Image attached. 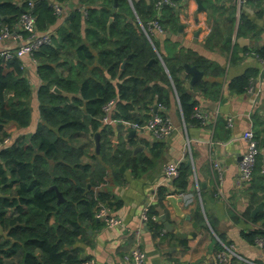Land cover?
<instances>
[{
	"label": "trees",
	"instance_id": "trees-1",
	"mask_svg": "<svg viewBox=\"0 0 264 264\" xmlns=\"http://www.w3.org/2000/svg\"><path fill=\"white\" fill-rule=\"evenodd\" d=\"M68 1L0 0V34L18 28L28 37L20 24L26 12L34 17L38 34H43L57 21L54 5ZM156 2L133 0L131 7L127 0H117L116 5L115 0H77L78 7L66 11L64 24L56 28V37L50 36V44L40 46L31 56H0V264L87 261L76 242L98 225L96 216L101 209L121 205L112 194L100 190L109 172L118 176L114 168L125 166L138 175L152 163L146 155H133V137L127 139V145L120 141L113 149L101 126L103 117L117 123V129L127 135L130 125L144 126L151 118L137 116L136 107L146 111L154 104L169 106L176 92L185 119L193 115L200 122L195 102L183 87L188 62L182 54L174 55V49H169V57L163 54L149 31L154 20L164 33L173 31L176 24L174 7L165 4L158 12ZM26 56L35 63L31 60L40 80L36 93L40 120L31 134L3 144L6 125L27 129L31 124L32 86ZM236 81L246 87L237 91L247 90L246 75ZM52 87L75 95H60ZM111 100L112 110L105 111ZM96 132L102 138L98 155L90 154L85 142L92 143ZM258 148L262 151L264 146ZM86 155L92 163L83 161ZM259 161L260 156L258 165ZM187 176L188 168L180 165L173 179L179 192L187 187ZM259 180L264 183V175ZM53 185L64 197L61 202ZM160 194L166 195L161 189ZM146 213L148 224L161 233L162 226L152 219L153 211ZM253 220L262 221L261 228L251 232L250 241L255 244L264 239V211Z\"/></svg>",
	"mask_w": 264,
	"mask_h": 264
},
{
	"label": "crops",
	"instance_id": "crops-1",
	"mask_svg": "<svg viewBox=\"0 0 264 264\" xmlns=\"http://www.w3.org/2000/svg\"><path fill=\"white\" fill-rule=\"evenodd\" d=\"M127 1L133 7V0ZM167 5L174 7L177 17L173 31L164 33L152 24L149 31L163 54L169 57V49H174V55L182 54L203 72L201 86L191 85L190 75L183 82L203 119L197 118L199 122L190 115L186 120L174 92L172 103L157 109L173 125L163 139L145 128L133 129L134 134L128 128L125 135L114 121L102 123L113 149L120 141L127 145V139L133 137L136 143L132 151L138 144L143 146L133 155H146L152 163L138 175L125 166L122 172L115 170L120 166L114 168L118 176L109 172L100 190L112 194L121 205L101 209L96 216L98 225L88 229L91 232L76 246L82 258L93 264H127L124 255L136 241L146 254V264H264V250L250 241L251 232L259 230L262 222L253 218L264 211L263 204V210L252 214L264 201V183L259 180L264 175V154L257 155L249 182L241 181L239 170L247 148L243 139L246 130H252L258 145L264 146V0H172ZM61 7L56 23L43 33L56 37V28L64 24L68 9L78 7L77 0ZM26 41L27 35L16 28L0 39V50L17 48ZM31 60L24 57L32 86L31 124L27 129L6 125L9 143L34 132L40 120L36 99L40 80ZM244 75L249 86L237 91L245 87L236 81ZM154 105L146 111L136 107L134 112L149 118ZM227 118H232L230 126ZM86 140L88 152L98 155L100 147L97 151L94 136L92 143ZM154 144L161 146L154 148ZM83 161L92 163L88 155ZM214 163L219 164L220 171ZM171 164L188 168V183L182 192L166 177L165 170ZM172 192L183 198L178 203L180 214L167 199ZM148 210L153 211V221L162 226L161 233L148 224ZM108 217L119 218L122 226H109ZM221 252L224 261L218 258Z\"/></svg>",
	"mask_w": 264,
	"mask_h": 264
},
{
	"label": "built area",
	"instance_id": "built-area-1",
	"mask_svg": "<svg viewBox=\"0 0 264 264\" xmlns=\"http://www.w3.org/2000/svg\"><path fill=\"white\" fill-rule=\"evenodd\" d=\"M30 5H32V2H29ZM165 4H172V0H157L155 7L156 10L159 12L161 7ZM55 10L57 14L61 11V6L58 4L54 5ZM21 27L27 31L28 37L27 41L17 48H4L0 50V56L4 57L5 59H12V58H20L24 55H32V53L37 50L40 46L44 44H50L51 43V37L48 33L38 34V32L35 30V24H34V17L26 12L23 13L20 19ZM150 24L154 27H158V21L154 20ZM10 33L4 29L2 30L0 34V39L6 38ZM114 106V100H111L108 102V104L105 107V111H111ZM197 118L200 120L203 119V115L200 112H196ZM109 119L107 116L103 117V123L107 122ZM227 123L230 126L232 123V118H227ZM131 129H141L145 128L152 136L156 138H165L167 137L170 132L173 129V125L169 118H163L161 115L155 113L151 116V118L145 123L144 126H138L137 124L130 125ZM243 139L246 140L247 148L245 152L242 155V158L240 160L239 164V170H240V178L243 182H249L252 179L253 176V169L256 164V157L261 152L264 153V148L262 151L258 148L257 141L254 137V133L252 130H246L243 133ZM8 139L5 138L3 140V144L7 143ZM214 167L217 168L220 171V166L218 163H214ZM179 168L177 164H171L168 165V167L165 170L166 177L170 180L175 179L178 176ZM102 213V211H101ZM107 223L109 226H122V222L117 217H108ZM255 245H257L260 249L264 250V239L260 238L256 240ZM218 258L220 261L225 260V254L219 253ZM124 260L127 262V264H146V254L140 247L138 241H136L133 246L130 248V250L124 255ZM78 264H93V261L87 260L83 263Z\"/></svg>",
	"mask_w": 264,
	"mask_h": 264
},
{
	"label": "water",
	"instance_id": "water-1",
	"mask_svg": "<svg viewBox=\"0 0 264 264\" xmlns=\"http://www.w3.org/2000/svg\"><path fill=\"white\" fill-rule=\"evenodd\" d=\"M117 4V0H115V5ZM112 18H110L109 22H111ZM188 75H190V84H194L196 82H198L202 76H203V72L201 70H199L195 65H189V64H185L184 65V72L182 74V76L184 78H186ZM47 86H50L49 83H46ZM52 90L60 95L66 96V97H72L75 94L72 93H67L57 87H52ZM158 106L154 105L153 107V114H155L157 112ZM131 131L132 134H134V130L133 129H129ZM94 139H95V144H96V148L97 151H99V147H100V134L97 132L94 134ZM143 146L141 144H138L134 147L133 149V153L135 154L139 149H142ZM116 171H120L122 172L124 170V166H120L118 168L115 169ZM51 188H54L56 190L57 196H58V201L61 202L62 200H64V197L62 195V193L60 191H58L56 186H51ZM167 199L169 200V202L172 204V206L174 207V209L176 210L177 213H181V209L178 205V203H180L182 201V196H178L175 193H170L167 195ZM262 204H258L254 207L252 214L255 215L260 209H262ZM91 231L88 230V233H90Z\"/></svg>",
	"mask_w": 264,
	"mask_h": 264
}]
</instances>
